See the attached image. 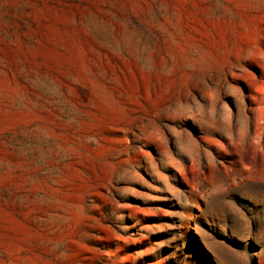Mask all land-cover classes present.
Wrapping results in <instances>:
<instances>
[{"label":"rangeland","instance_id":"rangeland-1","mask_svg":"<svg viewBox=\"0 0 264 264\" xmlns=\"http://www.w3.org/2000/svg\"><path fill=\"white\" fill-rule=\"evenodd\" d=\"M0 264H264V0H0Z\"/></svg>","mask_w":264,"mask_h":264}]
</instances>
